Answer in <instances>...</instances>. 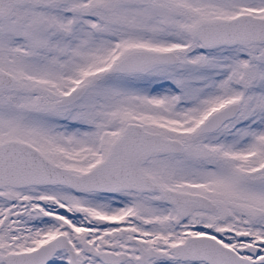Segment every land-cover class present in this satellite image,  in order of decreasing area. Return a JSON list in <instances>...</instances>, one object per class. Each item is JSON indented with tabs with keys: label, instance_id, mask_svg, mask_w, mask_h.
<instances>
[{
	"label": "snow or ice",
	"instance_id": "obj_1",
	"mask_svg": "<svg viewBox=\"0 0 264 264\" xmlns=\"http://www.w3.org/2000/svg\"><path fill=\"white\" fill-rule=\"evenodd\" d=\"M0 264H264V0H0Z\"/></svg>",
	"mask_w": 264,
	"mask_h": 264
}]
</instances>
